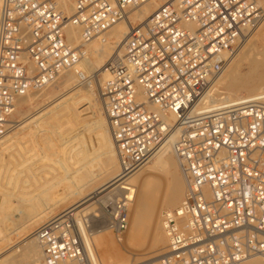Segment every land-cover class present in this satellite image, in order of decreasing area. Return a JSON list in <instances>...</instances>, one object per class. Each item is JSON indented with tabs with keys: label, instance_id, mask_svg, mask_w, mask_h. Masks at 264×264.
<instances>
[{
	"label": "built area",
	"instance_id": "1",
	"mask_svg": "<svg viewBox=\"0 0 264 264\" xmlns=\"http://www.w3.org/2000/svg\"><path fill=\"white\" fill-rule=\"evenodd\" d=\"M148 1L71 0L67 16L58 0H0V140L13 127L19 98L74 69L84 43ZM263 17L257 0L163 3L130 25L122 55L99 83L119 171L111 198L97 202L96 220L116 237L128 227L135 193L130 177L175 135L185 192L161 214L165 253L145 264H237L264 257V98L230 100L215 90ZM70 24L81 30L77 46L66 40ZM75 74L80 85L91 83L82 71ZM76 217L69 208L37 227L43 264L88 262Z\"/></svg>",
	"mask_w": 264,
	"mask_h": 264
},
{
	"label": "bare ground",
	"instance_id": "2",
	"mask_svg": "<svg viewBox=\"0 0 264 264\" xmlns=\"http://www.w3.org/2000/svg\"><path fill=\"white\" fill-rule=\"evenodd\" d=\"M58 1L62 9L64 10L65 14L67 16L71 15L73 12V4L71 0H58ZM169 1L171 0H150L144 4H141L133 8L131 11L128 12L127 19L123 21H119L101 36L95 37L91 39L89 42L84 43L83 50H84L85 55L83 56V58L78 62V64L75 66L74 69L60 76L61 78L65 77L66 79L64 80H67L68 82L72 80L71 75H74L76 84L81 87L85 85H80L77 82L75 70L82 71L86 76H89L91 78V83L85 86L87 87L86 90H83L81 88L76 89L73 87H71V89H68L71 91V96H70V100H69L67 107L70 109V113L74 116L81 115L82 111L80 110V107H85L86 111L89 112L90 117L94 119L93 125L95 127L94 128L95 133H93L91 136L88 134H84L82 135L83 139L81 137L80 138L78 137L79 139L76 138L75 140L74 138L80 135L81 133L80 132L78 133V131L77 132L74 131L73 133L64 135L60 131L61 125L60 126L53 125L52 127L50 126L51 128H49L47 132L42 131L44 129H42V126L40 125L41 130L39 129L37 130V128H39L37 127V125L39 126L38 122L39 120H41L43 116H45L46 119L52 116L54 117V115L56 116L57 112L53 113L54 111L49 112L51 111L49 110L48 111L49 113L47 112V114L45 115H43L41 112L39 114H34V116H32L30 119L26 117L25 121L23 120L22 123L19 122L20 124L17 123V125H15L16 128L13 133L11 134L8 133L4 138L0 140V180L2 181L0 183V199L3 198L5 200L3 201V204H5V206H6V203L9 202V200H16L18 197H20V195L26 189L28 183H26L27 181L25 180L26 178L25 177L26 175L24 176L25 171L30 170L29 171L30 174L34 172V167L36 166L35 164H38V163L41 164V162H44V163L47 162L49 159L48 158L49 153L60 152L62 150L63 151L69 150L70 146L72 147L73 145L74 146L84 145L85 147L91 148V146H96L97 144L100 147L99 154L101 155L99 165L98 166L96 165L91 170L96 176L95 178L96 182L93 180L94 185H93V182L91 181L92 185L88 184L90 185L88 189L79 190V191L76 190L75 192L71 191L72 193L71 194L68 193V196L66 198L65 196L61 197L62 195L57 198L52 197V199H49L48 206L39 208L37 205L35 209L32 208L34 210L33 212L31 211L33 215L30 212V215H32L31 218L28 217V218L23 219L22 223L20 222L21 220L20 221L18 220V222H15V223L13 222L14 225H16L19 222L21 224L19 227L16 225L18 228L15 230V233L17 231L15 238H11L10 236L11 239L8 238L7 239L8 241L4 239L6 241L5 243L3 240V243L7 246V248H4L5 245L3 243H0V264H2V261L4 262V259H5L3 257L4 254H7V255L12 254L13 252H16L17 249L19 250L21 248L23 249V252L25 253V257L31 259L32 264H43L41 250L34 236L35 230L44 221H47L48 219L56 216L61 211H64L69 208L73 209L76 212V216H77L76 219H77L79 231L82 235L83 240L85 241L87 245L88 262H85L84 264H87V263L89 264H119L120 263L121 264L122 262H124L125 257L129 258V255L127 256V254H125L124 250L126 249L122 250L121 248L118 247L119 244L118 246L115 245L116 240L114 241V239L111 238V235L107 233L108 231L107 226L104 228H99V230L93 231L94 229L89 228L90 225H87L85 222V219L87 220L88 224H89L88 219L90 220V222L92 221L91 220L92 218L91 216L93 215L92 212L95 210V206L97 205L96 203L98 201L101 200L103 202H108V199L111 198L109 188L111 187V185H113L116 175L119 171L118 156H117V152L115 149V145H114V142L109 132L107 119L104 115V112L102 111L103 109L101 108L102 105H100L98 100L96 99L97 93L95 92H96V89L98 90L99 88V83H101L102 80H104L105 78L109 76L110 63H112L114 59L122 55L123 44L126 39V34L128 33L130 25H136L144 21L161 4L169 2ZM257 1L260 5L264 7V0H257ZM256 30L258 31L256 33H253L254 35L252 37L248 38L249 37L248 36L247 37L248 39L244 42L240 51L229 60V62L224 68V71L220 79L216 82L217 84L223 85L224 94L227 99L231 98V96H234V95L236 96V99H230V100L242 99L243 97H240L241 95L240 96L238 95L240 92L242 93V91L246 92L247 94L245 98H254V97L264 98V38H263L264 20L262 21L261 25ZM65 35H66V40L71 45L77 46L80 44L81 30L79 27L71 25V24L68 25L65 29ZM89 69L95 70V71H89ZM32 95L33 94L29 91L25 96L17 100L16 105L24 97L30 98ZM140 98L142 97L140 96ZM64 105L66 106V104ZM171 118L172 117L169 116V119ZM86 119L88 120V118ZM84 120L85 119H83L81 124L87 123L86 122L87 120L86 121ZM22 133H23V138L21 139V141H17L16 137ZM174 140H175V135H172L166 141H164V143H162V145L159 147L157 152L148 161V163L145 166H143L139 171H137L135 174H133L129 180L130 183L135 187L134 202L132 201L134 203V210L132 213V224L136 228L142 225V223L144 224L145 221L149 223L150 228H148L147 226L146 228H148V231H150V234H151L150 239H152L151 242L153 243V247L151 250H149V252L147 251L145 253H142V252L133 253L134 259L139 262L135 264H145L147 261H150L148 257H147L148 259L145 258L147 255H150L151 257H156L157 255L160 256L159 254L162 253V249H164L165 247L163 246L162 248V247L157 246L158 243L156 242H165L166 237L162 230V223L158 219V211L161 208H162L161 209L162 211L163 210L168 211L176 207V205H178L180 201L182 200L184 192H185V185H186L185 178L184 176L182 177L183 173L180 174V171L182 172V170H180L179 161L177 157L175 156L173 152V148H172ZM70 141H71V144L68 145L67 147L66 144H68ZM76 149H78V147L74 148L73 152H75ZM71 156L73 157L72 154ZM94 160L92 159V161ZM92 161L90 162L92 163ZM50 164L53 168V164L55 163L52 164V162H50L49 166ZM39 166L40 165H38V167ZM43 166L47 167V165H43ZM43 166L41 165V167L39 168L44 169ZM80 167L81 165H79L78 169L83 168V167L81 168ZM76 169L77 168H75V170ZM67 170L70 171L69 169ZM64 171L65 172H63V175L65 173L67 174L66 170ZM77 172L79 173V171ZM75 173L76 172L74 171L73 174L75 175ZM33 174L34 173H32V175ZM58 175H60V173ZM68 175H67V178H69ZM30 176H28L27 178H29ZM63 178L66 179V175ZM31 179H33V176L32 178L30 177V180ZM41 179H44V178H41ZM56 179L57 178L55 179L53 178L52 180L55 181ZM38 180L40 182L42 181V183H45V180L44 182L43 180H40V179ZM38 180L37 182L40 183ZM21 181H22V185H18ZM33 181H36V180L33 179ZM46 181L50 183L49 178H46ZM74 182H76L75 184H77V180H75ZM84 182L85 181H83V183ZM47 183H46V187L48 186L50 188L51 186L48 185ZM57 183L58 182L56 180V183L55 182L54 184L51 183V185L52 184L56 185ZM36 186L40 187L41 185L40 186L36 185ZM46 187L44 186L42 188L46 189ZM70 188L71 187H69V190H68L69 192H70ZM46 190L44 191L46 192ZM63 190L65 189L63 188ZM138 191L140 192V197L138 196L139 199H137ZM64 192H66V190ZM84 195H87V196L84 197ZM17 201H19V199L16 200V202ZM16 202H14L15 208H16V205L18 204V202L17 204ZM3 204H1L2 207H3ZM32 209L27 208L25 212H27L28 210H32ZM21 216L22 215H20V217H17V219H20ZM84 216H86L85 219L83 218ZM7 217H10V216H7ZM149 220L150 222H148ZM0 222H1V219H0ZM1 228L3 229V227ZM12 234L13 233H11V235ZM1 235H5L3 230L0 233V236ZM123 236L121 238H118L116 236L115 237L116 239L121 241L123 239ZM136 236H137L136 233H132L130 237L132 239H136ZM96 248H98V250H96ZM256 258H260L257 264H264V257L261 255H258V257L257 256L251 257L237 264H244V263L246 264L252 259H256ZM12 260L14 259H10V260L5 259L6 261L5 264H12L13 262L15 263V261H12ZM125 260L126 261L124 263L127 264L126 262L128 261L127 259ZM70 264H82V263L71 262Z\"/></svg>",
	"mask_w": 264,
	"mask_h": 264
},
{
	"label": "rangeland",
	"instance_id": "3",
	"mask_svg": "<svg viewBox=\"0 0 264 264\" xmlns=\"http://www.w3.org/2000/svg\"><path fill=\"white\" fill-rule=\"evenodd\" d=\"M263 20H264V17H263ZM262 20V21H263ZM262 23V22H261ZM261 25V24H260ZM259 25V26H260ZM258 26V27H259ZM257 27V28H258ZM256 28V29H257ZM255 29V30H256ZM252 31L251 33H249V37L248 38H250V37H252L254 34L253 33H256L258 30H256V31ZM251 35V36H250ZM247 38V39H248ZM263 38H264V35H263ZM88 67V66H87ZM89 71H95V70H91V69H89ZM71 75V74H70ZM71 77H72V80L71 81H68L69 82V84H68V82H67V80H64V79H66L65 77H63V78H61V77H59L58 79H56L55 81H53V82H51L50 84H48L47 86H45L44 88H42V89H40V90H37V91H30L33 95L30 97V98H27V97H24L23 99H21L19 102H18V104L16 105V108H15V111H14V113H13V115H12V118H11V122H12V125H13V127L11 128V130L8 132L9 134H11V133H13L14 132V130H15V125H17V123L18 124H20V123H22L23 122V120L25 121L26 119V117L28 118V119H30L32 116H34V114H39V113H41L42 112V114L43 115H45V114H47V112L49 111V110H51V111H49V112H53V113H56V116L54 115V117L52 116V117H49V118H45V116H43L42 118H41V120H39V122H38V124H39V126L37 125V127H39V128H37V130L39 129V130H41V128H40V125L42 126V129H44V130H42V131H48V129L49 128H51L53 125L54 126H60L61 125V127H60V131H61V133H63L64 135H68V134H70V133H73L74 131H78V133L80 132L81 134L80 135H78L77 137H75L74 139L76 140V138H82L83 139V137H82V135H84V134H88V135H92L93 133H95L94 131V125H93V122H94V119L93 118H91L90 117V114H89V112H87L86 111V109H85V107H80V110L82 111L81 112V115H79V116H74V115H72L71 113H70V109L67 107V105H68V103H69V100H70V96H71V91L70 90H68V89H71V87H73V88H76V89H83V90H86V88L87 87H85V86H78L77 84H76V81H75V76L74 75H71ZM73 81V82H72ZM66 86H68V87H66ZM75 86V87H74ZM216 88H217V93H219L220 94V96H222V95H224L225 96V94H224V88H223V85L222 84H216ZM93 92V91H92ZM95 92V91H94ZM35 93V94H34ZM95 93H97L96 94V99L98 100V102H99V104L101 105V99H100V97H99V94H98V91H97V89H96V92ZM240 97H245L247 94H246V92H243L242 91V93L240 92L239 94H238ZM32 99V100H31ZM231 99H236V96L234 95V96H231ZM63 101V102H62ZM61 102V103H60ZM65 102V103H64ZM64 104H66V106L64 105ZM57 105V106H56ZM65 106V107H64ZM60 107V108H59ZM101 107V106H100ZM82 108V109H81ZM102 108V107H101ZM67 109V110H66ZM62 110V111H61ZM84 110V111H83ZM59 111V112H58ZM67 111V112H66ZM103 111V110H102ZM48 112V113H49ZM65 112H66V114H65ZM63 114V115H62ZM70 114V115H69ZM83 115H85V116H83ZM87 115H89V116H87ZM30 116V117H29ZM62 116V117H61ZM61 117V118H60ZM80 117V118H79ZM84 117V118H83ZM89 117H90V119H89ZM85 119L84 121H86L87 119L86 118H88V120L86 121L87 123H82L81 124V122L83 121V119ZM92 119V120H91ZM90 120V121H89ZM41 121V122H40ZM76 121V122H75ZM20 122V123H19ZM50 124V125H49ZM78 125H80V126H78ZM51 126V127H50ZM92 126V127H91ZM70 127H72V128H70ZM75 127V128H74ZM79 127V128H78ZM82 127V128H81ZM46 128V129H45ZM72 129V130H71ZM13 130V131H12ZM7 133V134H8ZM23 138V133L22 134H19L17 137H16V140L17 141H21V139ZM78 138V139H79ZM71 144V141L68 143V144H66L67 145V147H68V145H70ZM73 144V143H72ZM76 148V147H78V149H76L75 150V152H73V149L74 148ZM87 148V149H86ZM83 149H84V151H83ZM79 150V151H78ZM99 150H100V147L96 144V146H91V148L90 147H85L84 145H73L72 147L70 146V149L69 150H65V151H60V152H51V153H49V159H48V161L47 162H41V164L40 163H38V164H35L36 166L34 167V172H32V173H34L33 175H32V173L30 174L29 173V171L28 170H26L25 171V173L26 172H28V173H24V176L27 178L28 176H30L31 178H32V176H33V179L34 180H36V181H33V179H31L30 180V177L29 178H25V180L27 181L26 183H28L29 185H31V186H29L28 184H27V187H26V189L23 191V193L20 195V197L23 199H21L20 197H18L16 200H18L19 199V201H20V199H21V201L19 202V201H17L18 202V204H17V202H16V200H9V202H7L6 203V206H5V204H3V201H5L3 198H1L0 199V203L1 204H3V207H2V205L0 204V219H1V222H0V230L2 229L1 227H3V231H4V234L5 235H1L0 236V243H3V240L5 239L6 241H8L7 239L8 238H10V236H11V238H15L16 237V233H17V231H16V233H15V230L20 226V224L22 223V221H23V219H25V218H31L32 217V215H33V210L37 207V205H38V207L39 208H43V207H46V206H48L49 205V199H52V197H54V198H57V197H60L61 195V197H64L65 196V198L68 196V193H72L71 191H73V192H75L76 190H86V189H88L89 188V186L90 185H88V184H91L92 185V182H93V185H94V181L96 182V176L94 175V173L91 171L92 170V168H94L96 165L98 166L99 165V161H100V157H101V155L99 154ZM72 151V152H71ZM83 151V152H82ZM83 154H82V153ZM63 153V154H62ZM69 155H68V154ZM97 153V154H96ZM58 154V155H57ZM71 154L73 155V157L71 156ZM92 154V155H91ZM51 155H53V156H51ZM62 155V156H61ZM59 156V157H58ZM70 156V157H69ZM91 156V157H90ZM52 157V158H51ZM75 157V158H74ZM88 157V158H87ZM56 158V159H55ZM57 158H58V160H57ZM60 158V159H59ZM87 158V159H86ZM99 158V159H98ZM53 159H55V160H53ZM64 159V160H63ZM92 159L94 160V161H92ZM52 160V161H51ZM60 160H62V161H60ZM84 160V161H83ZM98 160V161H97ZM55 161V162H54ZM57 161V162H56ZM79 161V162H78ZM81 161H83V162H81ZM90 161H92V163L90 162ZM50 162H52V164L53 163H55V164H53V168H52V166H51V164H50V166H49V163ZM63 162V163H62ZM86 162V163H85ZM88 163V164H87ZM63 164V165H62ZM68 164V165H67ZM38 165H40L39 167H41V165L43 166V165H47V167L45 166H43L44 167V169L42 168V169H40L39 167H38ZM62 165V166H61ZM79 165H81V167H83L82 169H78V167H79ZM49 166V167H48ZM63 166H65V167H63ZM67 166V167H66ZM77 166V167H76ZM85 166V167H84ZM37 167V168H36ZM63 167V168H62ZM80 167V168H81ZM50 168V169H49ZM75 168H77L76 170L77 171H79V173L75 170ZM99 168V167H98ZM39 169V170H38ZM67 169H69L70 171H68ZM64 170H66V172H67V174L65 173L64 175H63V172H65ZM73 170V171H72ZM180 170H181V168H180ZM179 170V171H180ZM62 171V172H61ZM76 172L75 173V175L73 174V172ZM87 171V172H86ZM89 172V173H88ZM44 173H46V174H44ZM47 173H48V175H47ZM60 173V175H58ZM68 173H69V175H68ZM72 175H71V174ZM77 173H78V175H77ZM182 172L180 171V174H181ZM28 174V175H27ZM44 174V175H43ZM55 174V175H54ZM57 174V175H56ZM65 175H66V179L65 178H63V177H65ZM67 175L69 176V178H67ZM46 176V177H45ZM61 176V177H60ZM71 176H72V178H71ZM44 178V179H41V178ZM55 179V178H57L56 180H57V184L56 185H53L54 184V182L56 183V180L55 181H53L52 179L53 178ZM60 179H62V180H60ZM85 177V178H84ZM182 177H183V174H182ZM36 178V179H35ZM46 178H49V180H50V183L48 182V181H46ZM50 178H52V179H50ZM38 179H40V180H43V182H44V180H45V183H42V181L40 182ZM59 179V180H58ZM28 180H29V182H28ZM37 180L40 182V183H38L37 182ZM48 180V179H47ZM75 180H77V184H75L76 182H74ZM87 180V181H86ZM94 180V181H93ZM60 181V182H59ZM80 181H82V182H80ZM83 181H85L84 183H83ZM92 181V182H91ZM2 181L0 180V183H1ZM48 182V183H47ZM79 182V183H78ZM21 183V184H20ZM18 185H22V181L20 182ZM32 183V184H31ZM46 183L48 184V185H50L51 187L49 188L48 186V189H47V187H46ZM51 183H53L52 185H51ZM67 183H69V184H67ZM73 183V184H72ZM45 184V185H44ZM65 184V185H64ZM78 184H79V186H78ZM85 184V185H84ZM36 185H38V186H40V187H37ZM72 185V186H71ZM77 185V186H76ZM35 186V187H34ZM46 187V189L45 188H42V187ZM52 186H54V187H52ZM64 186V187H63ZM86 186V187H85ZM66 190V192H64L65 190H63V188ZM66 187V188H65ZM68 187V188H67ZM69 187H71L70 188V192L68 191L69 190ZM32 188V189H31ZM52 188V189H51ZM81 188V189H80ZM34 189V190H33ZM46 190V192L44 191V190ZM57 189V190H56ZM50 190V191H49ZM34 191V192H33ZM40 191V192H39ZM62 191V192H61ZM39 193V194H38ZM59 193H61V194H59ZM35 194V195H34ZM40 194H41V196H40ZM47 196H46V195ZM56 194H57V196H56ZM69 194V195H70ZM22 195H24V196H22ZM27 195H29V196H27ZM45 197H44V196ZM85 196H87V195H84V197ZM140 197V192L138 191V194H137V199H139V197ZM39 197V198H38ZM35 198V199H34ZM40 198H42V199H40ZM25 199V200H24ZM31 200V201H30ZM36 202H35V201ZM41 202H40V201ZM11 201V202H10ZM34 201V202H33ZM14 202H16V208H15V203ZM22 202V203H21ZM24 202V203H23ZM35 204H33V203ZM48 202V203H47ZM133 202H134V198H133ZM131 203V205H130V207H129V217H128V227H127V229H126V231H125V233H124V236H123V239L121 240V241H119L118 239H116V237H115V235H114V233L111 231V230H109L108 229V231H107V233H109L110 235H111V238L112 239H114V241H115V245H117L118 246V244H119V248H121L122 250H124V249H126V250H128V251H126V250H124L125 251V254H127V256L129 255V258L127 257H125L124 258V262L126 261L125 259H127V261L128 262H126L127 264L129 263V264H135V263H139L137 260H135L134 259V255H133V253H137V252H142V253H145V252H149V250H151L152 249V247H153V243L151 242L152 241V239H150V231H148V228H150V226H149V223H147L146 221L144 222V224L142 223V225H140V226H138V227H134V225L132 224V213H133V210H134V203ZM31 203V204H30ZM47 205H46V204ZM97 204V203H96ZM95 204V205H96ZM31 205H33V206H31ZM72 205V204H71ZM70 205V206H71ZM41 206V207H40ZM177 206V205H176ZM3 208V209H2ZM27 208H29V209H32V208H34V209H32V210H28L27 212H25L26 210H27ZM18 210V211H16V210ZM97 209H99V206H98V204L95 206V210L92 212V214L94 215H92L91 217V222H90V220L88 219V221H89V224H92L91 226H92V228L91 229H94L93 231H95V230H99V228H104V227H106V226H104L102 223H98L99 221L98 220H96V214L98 213V214H100L99 213V210H97ZM131 209H132V211H131ZM162 209V208H161ZM159 210L158 211V219H159V221L161 222V214H162V212L164 211H162V210ZM3 210V211H2ZM21 210V211H20ZM32 211V212H31ZM30 212H31V214L32 215H30ZM5 213V214H4ZM8 214V215H7ZM10 214V215H9ZM22 215L21 216V218L20 219H17V217H20V215ZM28 214V215H27ZM7 216H10V217H7ZM4 217V218H3ZM12 217H14V218H12ZM88 217H90V216H88ZM8 218V219H7ZM10 218H12V219H10ZM16 218V219H15ZM4 219V220H3ZM8 220V221H7ZM12 220H14V221H12ZM18 220L21 222H19V223H17L16 225L18 226H16V225H14V223L15 222H18ZM5 221V222H4ZM94 221V222H93ZM10 224H9V223ZM14 222V223H13ZM148 222H150V220L148 221ZM19 224V225H18ZM151 224V223H150ZM2 225V226H1ZM145 226V227H144ZM146 226L148 227V228H146ZM96 227V228H95ZM11 229V230H9V229ZM5 229V230H4ZM2 230L0 231V233L2 232ZM150 230V229H149ZM14 231V232H13ZM11 233H13L12 235H11ZM132 233H136V239H132L130 236L132 235ZM146 233V234H145ZM143 236V237H142ZM10 238V239H11ZM4 240V243L6 242ZM118 240V241H117ZM124 240V241H123ZM3 243V244H4ZM156 243H158L157 244V246H159V247H162L163 248V246L165 247L166 246V243H167V241H165V242H156ZM2 244V245H3ZM160 244V245H159ZM5 245V244H4ZM124 245V246H123ZM144 245V246H143ZM6 246V245H5ZM4 246V248H7V246L5 247ZM9 246V245H8ZM116 246V247H117ZM96 250H98V248H96ZM164 250V251H163ZM134 251V252H133ZM144 251V252H143ZM130 252V253H129ZM163 253H165V248L164 249H162V253L161 254H163ZM161 254H159L160 256H161ZM6 255V256H5ZM158 256V255H157ZM151 257L150 255H147L145 258L146 259H148L149 258V260L150 261H152V260H155V259H157L158 257ZM5 259H8V260H10V259H14V260H12V261H15V263L16 264H32V262H31V259L30 258H27V257H25V253L23 252V249L21 248V249H17V251L16 252H13L12 254H4V256H3ZM148 257V258H147ZM254 257V256H253ZM258 257V256H257ZM5 259H4V262L2 261V264H5V262L7 261H5ZM260 258H256V259H252L251 261H249L248 263H246V264H257V262H258V260H259ZM12 261H11V263H12ZM147 261V260H146ZM124 262H122V263H124ZM14 262L12 263V264H15ZM121 263V264H122ZM142 263V262H141ZM120 264V263H119ZM125 264V263H124ZM245 264V263H244Z\"/></svg>",
	"mask_w": 264,
	"mask_h": 264
}]
</instances>
